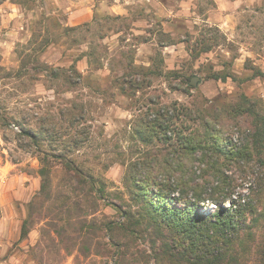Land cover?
<instances>
[{"label":"rangeland","instance_id":"1","mask_svg":"<svg viewBox=\"0 0 264 264\" xmlns=\"http://www.w3.org/2000/svg\"><path fill=\"white\" fill-rule=\"evenodd\" d=\"M75 1L0 0V264H157L162 236L140 215L137 174L243 94L264 112V0L223 11L134 0L113 13ZM220 117L233 143L251 130L250 116ZM221 160L231 197L247 198L264 164ZM127 214L142 218L134 233L108 230Z\"/></svg>","mask_w":264,"mask_h":264},{"label":"trees","instance_id":"2","mask_svg":"<svg viewBox=\"0 0 264 264\" xmlns=\"http://www.w3.org/2000/svg\"><path fill=\"white\" fill-rule=\"evenodd\" d=\"M233 75L228 72L215 77L227 79ZM254 75L264 76V71L258 70ZM223 108H216L212 118L204 119L203 136L192 130L188 134L178 132L172 150L159 161L152 158L151 164H146L137 174V195L144 210L140 215L153 222L162 236V251L155 258L157 264H247V261L264 264V239L257 240L252 231L264 226L261 197L264 176L256 188L250 189L247 198H232V186L221 182L225 181L221 176L226 164L222 158L231 163L258 160L264 164V112L258 109L257 100L245 94L233 105ZM184 112V115L189 112L192 119L200 116L188 109ZM224 112L230 118L251 117V130L240 144L232 142L228 128L219 121ZM161 122L155 119L152 125L169 129ZM27 134L35 135L29 131ZM171 138L166 135L165 141ZM196 162L204 165L200 166V176L196 173ZM203 175H206L203 182H197L195 178ZM208 188L213 192L205 196ZM202 203L214 204L216 208L207 214L201 213ZM126 219L128 222L124 225L108 222V230L116 224L134 233V228L142 224L141 219L129 214ZM28 233L24 221L21 238ZM109 238L113 240V234ZM150 240L155 245V238Z\"/></svg>","mask_w":264,"mask_h":264},{"label":"crops","instance_id":"3","mask_svg":"<svg viewBox=\"0 0 264 264\" xmlns=\"http://www.w3.org/2000/svg\"><path fill=\"white\" fill-rule=\"evenodd\" d=\"M130 1L134 0H101L100 4L104 5L108 13H113V11H127V4ZM253 1L254 0H215V3L217 9L223 11L224 9L231 10L244 5L249 6ZM75 3L79 5L89 4L92 7L96 5V0H76Z\"/></svg>","mask_w":264,"mask_h":264},{"label":"water","instance_id":"4","mask_svg":"<svg viewBox=\"0 0 264 264\" xmlns=\"http://www.w3.org/2000/svg\"><path fill=\"white\" fill-rule=\"evenodd\" d=\"M201 81V77L198 76V75H193L189 84L192 85V86H196L199 84V82Z\"/></svg>","mask_w":264,"mask_h":264}]
</instances>
